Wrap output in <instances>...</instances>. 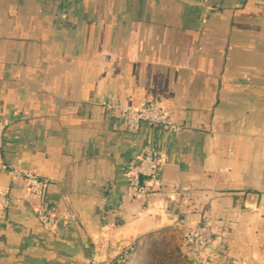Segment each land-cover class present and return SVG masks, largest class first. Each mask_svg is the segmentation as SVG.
I'll use <instances>...</instances> for the list:
<instances>
[{"label":"crops","instance_id":"crops-1","mask_svg":"<svg viewBox=\"0 0 264 264\" xmlns=\"http://www.w3.org/2000/svg\"><path fill=\"white\" fill-rule=\"evenodd\" d=\"M153 100L180 132L129 131L105 109ZM0 121L6 162L50 182L41 199L0 169V264L133 246L143 264L204 223L224 264H264V0H0ZM146 155L164 165L135 196ZM43 203L64 218L53 229Z\"/></svg>","mask_w":264,"mask_h":264},{"label":"built area","instance_id":"built-area-1","mask_svg":"<svg viewBox=\"0 0 264 264\" xmlns=\"http://www.w3.org/2000/svg\"><path fill=\"white\" fill-rule=\"evenodd\" d=\"M105 109L110 113L118 115L129 131L138 130L143 123L158 126L174 133L180 132L183 128L176 120L170 117L163 103L159 100L146 102L140 107H132L121 103H107L105 104ZM5 131L6 124L0 121V169L13 176H21L27 179L30 193L43 199L50 182L40 178L33 170L23 172L6 162L3 153ZM163 165L164 162L160 156L146 155L131 169L135 196H141L149 192V188L141 184V179L145 177L153 181L156 180ZM0 202L3 206H6L8 199L0 197ZM37 217L47 229H53L58 223L64 221L63 217L49 213L44 203L40 205ZM173 220L176 222L177 218ZM262 220L264 222V212ZM181 237L187 253L193 257L195 264H224L216 249V236L209 224L187 226L181 230ZM128 250L130 248L123 251L112 250L105 260L93 258L85 264H126L128 260L126 252ZM227 264L237 263L228 262ZM240 264H248V262L243 261Z\"/></svg>","mask_w":264,"mask_h":264},{"label":"rangeland","instance_id":"rangeland-1","mask_svg":"<svg viewBox=\"0 0 264 264\" xmlns=\"http://www.w3.org/2000/svg\"><path fill=\"white\" fill-rule=\"evenodd\" d=\"M159 239L149 247L150 256L143 264H189L183 259L181 250L177 248L176 242L182 240L179 233L169 234Z\"/></svg>","mask_w":264,"mask_h":264},{"label":"trees","instance_id":"trees-1","mask_svg":"<svg viewBox=\"0 0 264 264\" xmlns=\"http://www.w3.org/2000/svg\"><path fill=\"white\" fill-rule=\"evenodd\" d=\"M39 221H40V220H39ZM136 251H137V247H134V246H133L130 250H128V251L126 252L127 257H128V260H127V263H126V264H128L129 261H130V259L133 258V256L135 255ZM181 252H182V251H181ZM181 255H183V259L186 260L187 262H189V264H195V261H194L193 257H191V256L187 253V251H186V252H185V251L182 252Z\"/></svg>","mask_w":264,"mask_h":264}]
</instances>
